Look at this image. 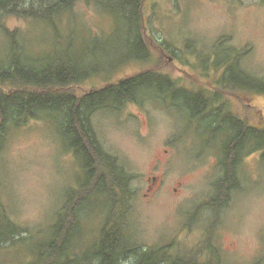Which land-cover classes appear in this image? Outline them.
<instances>
[{"label": "rangeland", "instance_id": "rangeland-1", "mask_svg": "<svg viewBox=\"0 0 264 264\" xmlns=\"http://www.w3.org/2000/svg\"><path fill=\"white\" fill-rule=\"evenodd\" d=\"M143 20L148 55L138 60L129 59L127 22L94 4L79 3L55 25L2 15L0 66L10 63L13 52L36 68L83 61L90 74L71 87L78 97L147 70L168 76L177 88H201L215 68L232 64L264 81V0H145ZM8 31L16 32L20 51ZM174 94L149 90L91 116L105 150L133 175L125 212L134 242L140 249L172 245L184 253H208L211 245L221 264H264V147L253 151L254 142H247L237 169L239 187L216 211L209 203L224 174L227 130L211 138L213 132ZM244 96H233L232 111H243ZM249 97L260 125L264 91L254 90ZM62 124L61 114L45 111L43 118L11 125L7 134L0 204L26 231L0 249V264L39 262L60 210L86 179L83 160L69 149ZM89 202L71 255L91 250L110 211L105 193Z\"/></svg>", "mask_w": 264, "mask_h": 264}, {"label": "trees", "instance_id": "trees-1", "mask_svg": "<svg viewBox=\"0 0 264 264\" xmlns=\"http://www.w3.org/2000/svg\"><path fill=\"white\" fill-rule=\"evenodd\" d=\"M144 1L0 0V17L22 16L55 25L63 14L69 15L79 3L94 4L127 22L128 44L132 48L129 59L146 60ZM8 33L19 50L18 41L14 39L16 32ZM81 62L67 60L36 68L21 52H13L10 63L0 66V174L3 147L11 125L19 127L30 118H43L45 111H55L63 117L64 139L69 149L83 160L86 175L79 191L70 194L53 223L52 237L40 254L41 259L31 264H221L211 245L208 253L174 251L172 245L140 249L131 236L125 212L126 201L132 195L133 175L105 150L91 122L92 114L98 110L120 108L127 100L140 98L149 90L167 92L174 83L162 73L147 70L78 97L71 87L90 74ZM254 81L256 90L264 91V81L257 78ZM192 108L198 109L195 104ZM241 139L240 136L237 143H223L221 166L224 174L216 184V196L209 203L216 211L226 204L232 190L239 187L237 169L247 144ZM253 142V151L263 149L264 132L255 129ZM100 193L109 197L110 211L91 250L71 255L74 236L84 231L89 199ZM1 208L0 204V249L21 240L19 235L26 231ZM130 254L135 255L132 261L127 260Z\"/></svg>", "mask_w": 264, "mask_h": 264}, {"label": "flooded vegetation", "instance_id": "flooded-vegetation-1", "mask_svg": "<svg viewBox=\"0 0 264 264\" xmlns=\"http://www.w3.org/2000/svg\"><path fill=\"white\" fill-rule=\"evenodd\" d=\"M205 80L201 88L185 85L179 88L174 86L168 91H173L174 97L185 99L186 107L191 111L193 117H199L201 123L207 126L210 132H213L211 138L216 137L214 133L223 130V127L227 130L222 141L225 143H237L240 136L244 142L253 141L255 129L264 132V122L260 125L255 123L254 105L250 102L249 97L256 90L253 76L232 64L223 66L221 70L215 68L214 72L209 73ZM239 93L245 95L240 105L243 111H232L230 108L232 98ZM191 103L195 104L198 109L192 108L193 104L191 105Z\"/></svg>", "mask_w": 264, "mask_h": 264}]
</instances>
